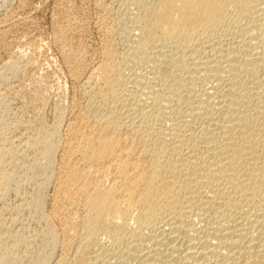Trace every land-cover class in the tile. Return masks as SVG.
<instances>
[{
    "label": "bare ground",
    "instance_id": "bare-ground-1",
    "mask_svg": "<svg viewBox=\"0 0 264 264\" xmlns=\"http://www.w3.org/2000/svg\"><path fill=\"white\" fill-rule=\"evenodd\" d=\"M69 2L54 4L50 18L72 82L58 110L64 128L57 138L37 124V138L21 143L40 161L19 185L45 175L26 200L44 220L48 248L41 240L32 264H264V0H95L103 37L91 60L78 47L83 15ZM116 4L130 11L121 12L126 32L111 13ZM16 16L0 21L1 42ZM5 127L0 155L16 152L4 144ZM15 165L0 168L7 182ZM1 234L0 264H9L25 236L9 244Z\"/></svg>",
    "mask_w": 264,
    "mask_h": 264
},
{
    "label": "rangeland",
    "instance_id": "rangeland-1",
    "mask_svg": "<svg viewBox=\"0 0 264 264\" xmlns=\"http://www.w3.org/2000/svg\"><path fill=\"white\" fill-rule=\"evenodd\" d=\"M37 1V2H36ZM61 0H0V21L2 22H5L6 19H4V17L7 18V20L10 18V16H13V18H15V13L17 14V16L20 18H18L16 16V19H19L17 22H15L16 24H13V26H8V28H4L5 29V33H4V36L3 38H1V40H4V44L3 42L0 43V66H2L3 64L6 63V61L8 62L9 60H15L16 61V64H15V69L8 65L9 67L7 66H2L5 68H1L0 67V83L4 84H0V89L1 91L0 92H4L3 95L0 94V128L3 127V126H6L5 128H3L5 131H2V133L6 132L5 134L3 133L2 138H4V140H6L4 142V144H6L7 146L11 145L12 148H16V151L15 153H9L8 151V154L5 152H3L1 155L4 156L2 157L1 155V160L3 162H1L0 160V168L2 169H5V168H10L12 166H14L16 163L17 165L19 166L18 170L16 169V173L14 172L13 175L11 177H13V179L11 178V180L9 182H7L2 174L0 173V218H1V221H0V233H3L1 234V236L5 237L7 235H10L12 232L14 234L17 235V231H20V233L17 235V236H25V237H21V242L18 244V247L19 249H16L17 251L15 252L16 254V259H17V256H18V253H21L22 255H19V257H23L25 256V254L27 253V255H29L30 253H32L31 251H33V254L34 255H29V258H32L29 263L32 264L33 263V258L36 257V254L38 251L36 250H40L41 248V251H45V247L47 246V239L45 236H44V230H45V224H43L44 220L40 221L42 218L39 216V214L37 213V216H34V214H36V212L33 214L32 211L34 212L33 208H29L27 207L28 206V202H29V199L30 198V191H31V194L35 192V187H36V183L39 184V182L42 181L43 179V175L44 173L42 172H38L36 173V176L34 175V179L32 180V182L29 184L27 182H25L23 180V182H21V186L19 185L20 181H22L23 177L25 176L24 174H28V172H30L28 169H30V167L34 164V163H37V161H35V159H37L39 157L36 156L37 155V152L33 149L32 146H28L29 149H26L25 148V145L23 144H26L25 141H22L25 137H27L28 139H31L33 136L35 135H38L36 131L39 130L37 124L40 125V128L41 129H44L49 127L50 130L51 129H54L55 128V131L58 130L59 133H57L56 131V136L59 135L60 136V132H62L63 130V125H64V121H65V118H64V114L65 113H62L63 115H59V109L62 110V107H64V105L68 103V100L69 99V96H70V93H71V79L69 77V75H66L68 74V72L66 71V64L64 62V60H62L61 58L62 57H59L60 54L57 53L58 51H56L57 49L54 48L55 46H53L54 44H52L53 42H51L52 40V20L50 19L55 12V5H58V3L60 2ZM73 4H70L71 2H69L70 5H73V7L77 10H79V16L78 18L81 17V22L85 23V28L83 29V32H81V34L85 37H83L82 35H80L79 38L80 39V42L83 41V42H79L80 45L78 46L81 51H82V54H84L83 51H85V56L87 55V58L89 60L92 59V57L95 58L94 55H92L93 53L94 54H97V52L99 51L100 49V45L99 43L101 44V42H98L99 40L101 41V39H99L100 37H103L102 35H99V32L97 29H101V20L104 13H102L101 11L98 12L99 9L95 8L94 6V2L95 0H70ZM81 1V3H80ZM83 1V2H82ZM26 3L25 5H23L22 3ZM58 2V3H57ZM22 5H21V4ZM78 3V4H77ZM20 4V5H19ZM35 4V5H34ZM52 4V5H51ZM55 4V5H54ZM84 4V5H83ZM83 5V6H82ZM92 5V6H91ZM120 5V6H119ZM116 4L114 5L112 8H111V12L112 15L115 16V18H118L119 17V20L116 19V22L119 21L120 23L117 22L118 24V27L123 29L125 32L128 28V23H126L127 19H128V16L130 14V11L128 12L127 10H125V6L122 4L123 9L121 7V4ZM17 6V7H16ZM20 6V9H24L23 12L24 13H21L22 15L25 14V15H21L20 12H22V10L19 9ZM24 6V7H22ZM37 6V7H36ZM44 6V7H43ZM94 6V7H93ZM88 7V8H87ZM119 7V8H118ZM52 8V10H51ZM85 9V10H84ZM89 9V10H88ZM116 10V11H115ZM125 10V11H123ZM31 11V12H30ZM40 11V12H39ZM50 11V12H49ZM82 12V14H81ZM93 12V13H92ZM99 13V17L97 16V14ZM124 14H122V13ZM14 13V14H13ZM88 13V14H87ZM90 13V14H89ZM11 14V15H9ZM28 16H27V15ZM103 14V15H102ZM125 16L127 19L126 20H123V18L125 19ZM15 15V16H14ZM89 15V16H88ZM92 15V16H90ZM119 15V16H118ZM25 16V18H24ZM98 19H97V17ZM101 16V17H100ZM86 19H85V18ZM122 17V18H121ZM3 18V19H2ZM23 18V19H22ZM27 18H30V21L29 24L28 23V20ZM36 20H35V19ZM94 18V19H93ZM96 18V19H95ZM11 19V18H10ZM49 19V21H48ZM85 19V20H84ZM121 19V20H120ZM4 20V21H3ZM6 20V21H7ZM88 20V21H87ZM94 20H97L96 22ZM27 23H25V22ZM86 21V22H84ZM33 22V23H32ZM98 22V23H97ZM21 23V24H20ZM23 23V24H22ZM31 23V24H30ZM39 23V24H38ZM124 23V24H123ZM96 24V26L94 25ZM100 24V27L97 26ZM122 24V25H121ZM127 24V25H125ZM17 26L16 29H17V32L16 29L14 28V26ZM27 25V26H26ZM88 25V26H87ZM123 26V28H122ZM125 26V27H124ZM11 27V28H9ZM13 27V28H12ZM22 27V28H20ZM29 27V28H28ZM38 27V28H37ZM51 27V28H50ZM98 27V28H97ZM95 28V29H94ZM9 29V30H8ZM13 29V30H12ZM21 29V30H20ZM126 29V30H125ZM8 32H7V31ZM12 30V31H11ZM84 30H87L86 32ZM9 31H10V34H9ZM14 31V32H13ZM24 31V32H23ZM35 31V32H34ZM97 31V32H95ZM101 31V30H100ZM20 32V33H19ZM91 32V33H90ZM124 32V33H125ZM9 35L7 36L6 35ZM25 33V34H24ZM95 33V34H94ZM48 34V35H47ZM50 34V35H49ZM52 34V35H51ZM94 34V35H93ZM97 34V36H96ZM102 34V33H101ZM34 35V36H33ZM88 35V36H87ZM7 36V37H5ZM11 36V37H10ZM40 38H39V37ZM11 38V39H10ZM79 38L78 41H79ZM85 38V39H84ZM88 39V40H86ZM91 39V40H90ZM103 39V38H102ZM6 40V41H5ZM26 40V41H24ZM29 40V41H27ZM41 40V41H40ZM44 40V41H43ZM96 40V41H95ZM10 41V42H9ZM23 41V42H22ZM7 42V43H5ZM27 42V43H26ZM31 42V43H29ZM98 42V44H97ZM12 43V44H11ZM7 44V45H6ZM16 44V45H15ZM27 44V45H25ZM36 44V45H35ZM81 44L82 45H86V46H82L81 48ZM96 44V45H95ZM4 45V46H3ZM5 45L7 47H5ZM13 45V46H12ZM25 45V46H24ZM32 46H39L36 48V50H34V48L31 47ZM90 45V47H89ZM98 45V47H97ZM16 46V47H15ZM24 46V47H23ZM4 47V49H3ZM21 48V49H20ZM27 48V49H26ZM88 51V54H87V51ZM98 48V49H97ZM84 49V50H83ZM95 49L96 52H95ZM25 50V51H24ZM20 51V52H19ZM49 51V52H48ZM92 51V54H89L91 53ZM7 52H10L7 54ZM21 56H19V54ZM17 54V55H16ZM37 54V55H36ZM5 55V56H4ZM9 55V56H8ZM43 55V56H42ZM92 55V57L90 56ZM53 56V57H52ZM90 56V57H89ZM4 57V58H3ZM33 57V58H32ZM51 57V58H50ZM57 57V58H56ZM6 58V59H5ZM11 58V59H10ZM13 58V59H12ZM27 58V59H26ZM37 58V59H36ZM86 58V60L88 61V59ZM91 58V59H90ZM49 59V60H48ZM26 60H28L27 62L31 61L33 62V68L31 67L30 70L26 68V71H25V65L27 64ZM57 60V61H56ZM63 61V62H62ZM3 62V63H2ZM37 62V63H36ZM46 62V63H44ZM56 62V63H55ZM48 63V64H47ZM24 64V66H23ZM47 64V65H46ZM55 64V65H54ZM65 67H64V65ZM39 66V67H38ZM145 66V65H144ZM13 69H12V68ZM22 67V68H21ZM46 67V68H45ZM49 67V68H48ZM58 67V68H57ZM20 68V69H19ZM148 67L146 66V68H142L144 70L143 73L144 74H147V76H151V74H149L148 70L147 69ZM13 71H12V70ZM37 69V70H36ZM9 70V71H8ZM53 70V71H52ZM61 70V71H60ZM5 71V72H4ZM23 71V72H22ZM44 71V72H43ZM147 71V73H146ZM7 72V73H6ZM19 73L17 75V73ZM25 72V73H24ZM48 72V73H47ZM27 73V74H26ZM38 73V74H37ZM44 73V74H42ZM50 73V74H49ZM55 74V75H54ZM13 75V76H12ZM16 77H15V76ZM26 75V76H25ZM32 75V76H31ZM48 75V76H47ZM20 76V77H19ZM25 76V77H24ZM30 76V77H29ZM47 76V77H46ZM51 76V77H50ZM148 76V77H149ZM40 77V78H39ZM42 77V79H41ZM53 77V78H52ZM65 77V78H64ZM7 78V79H5ZM36 78V79H35ZM38 78V79H37ZM48 78V79H47ZM5 79V80H4ZM11 79V81H10ZM19 79V80H18ZM21 79V80H20ZM64 79V81H63ZM70 79V80H69ZM26 80V81H25ZM45 80V82H44ZM51 80V81H50ZM8 81V82H7ZM57 81V82H56ZM13 82V83H12ZM25 82V83H24ZM49 82V83H48ZM66 82V83H65ZM16 83V84H14ZM56 83V84H55ZM69 83V84H68ZM19 84V85H18ZM29 84V85H28ZM42 84V85H41ZM47 84V85H46ZM18 85V87H17ZM23 85V86H22ZM38 85V86H37ZM51 85V86H50ZM65 85V86H64ZM15 86V87H14ZM28 86V87H27ZM57 86V87H56ZM62 86V87H61ZM48 87V88H47ZM71 87V88H70ZM5 90H4V89ZM50 88V89H49ZM56 88V89H55ZM60 88V89H59ZM10 89H13V90H10ZM15 89V91H14ZM35 89V90H34ZM47 91H45V90ZM49 89V90H48ZM59 89V90H58ZM63 89V91H62ZM66 89V90H65ZM10 90V91H9ZM21 90V91H20ZM32 90V91H31ZM14 91V93H13ZM28 91V92H27ZM31 91V92H30ZM34 91V92H33ZM36 91V92H35ZM49 91V92H48ZM55 92V93H54ZM5 93H6V96H5ZM12 93V94H11ZM27 93V94H26ZM43 93V94H42ZM61 93V94H60ZM19 94V95H18ZM56 94V95H55ZM13 95V96H12ZM22 95V96H21ZM34 95V96H33ZM43 95V96H42ZM45 95V96H44ZM58 95V96H57ZM64 95V96H63ZM41 96V98H39ZM49 96V97H48ZM24 97V98H23ZM28 97V98H27ZM35 97V98H34ZM38 97V98H37ZM55 99H54V98ZM6 98V99H5ZM14 100H12V99ZM20 98V99H18ZM32 98V99H31ZM44 98V99H43ZM48 98V99H47ZM54 100H53V99ZM68 98V99H66ZM30 99V100H29ZM37 99V100H36ZM39 99V100H38ZM59 99V100H58ZM66 99V100H65ZM12 100V101H10ZM29 100V101H28ZM53 100V102H52ZM56 100V102H55ZM40 101V102H39ZM48 101V102H47ZM59 101V103H58ZM65 101V102H64ZM25 102V103H24ZM29 102V103H28ZM43 102V103H42ZM50 102V103H49ZM64 104H62V103ZM23 103V104H22ZM34 103V104H33ZM49 103V104H48ZM12 104V105H11ZM16 104V105H15ZM27 104V105H26ZM51 104V105H50ZM16 106V107H15ZM22 106V107H21ZM39 106V107H38ZM57 106V108L55 107ZM60 106V107H58ZM62 106V107H61ZM34 107V108H33ZM36 107V108H35ZM38 107V108H37ZM14 108V109H13ZM18 108V110H17ZM22 108V109H21ZM27 108V109H26ZM33 108V109H32ZM14 110V112H13ZM53 110V111H52ZM26 111V112H25ZM31 111V112H30ZM18 112V114H17ZM23 113V114H21ZM44 113V115H42ZM19 115V116H18ZM29 115L31 117H29ZM53 115V116H52ZM26 116V117H25ZM41 116V117H39ZM45 116V117H44ZM10 117V118H9ZM17 118V119H16ZM25 120H24V119ZM57 118V119H56ZM12 119V120H11ZM36 120V121H34ZM41 120V121H40ZM58 120V121H57ZM62 120V121H61ZM64 120V121H63ZM16 121V122H15ZM19 121V122H18ZM23 121V122H22ZM39 121V122H38ZM15 122V123H14ZM35 124H34V123ZM51 122V123H50ZM13 123V124H12ZM22 123V124H21ZM24 123V124H23ZM26 123V124H25ZM28 123H31V124H28ZM58 123V124H57ZM43 124V125H42ZM51 124V125H50ZM57 124V125H56ZM10 125V126H9ZM12 125V126H11ZM23 125V126H22ZM31 127H29V126ZM34 125V126H33ZM37 127H36V126ZM18 128H17V127ZM42 126H44L42 128ZM14 127V128H13ZM20 127V128H19ZM34 127V128H33ZM54 127V128H53ZM58 127V128H56ZM62 127V128H61ZM29 128V129H28ZM31 128V129H30ZM48 128V131H50ZM12 129V130H11ZM25 129V131H24ZM38 129V130H36ZM17 130V131H16ZM32 130V131H31ZM36 130V131H35ZM43 130V131H44ZM45 130V131H46ZM14 131V132H13ZM9 132V133H8ZM22 132V134H21ZM30 132V133H29ZM36 132V134H35ZM20 135H19V134ZM10 134V135H9ZM15 134V135H14ZM29 134V135H28ZM7 135V136H6ZM27 135V136H26ZM10 136V137H9ZM16 136V137H15ZM24 136V137H23ZM57 136V138L59 137ZM6 137V139H5ZM21 139H19V138ZM8 138V139H7ZM10 138V139H9ZM18 138V140H17ZM34 138V137H33ZM32 140H34L35 138H37L35 136V138ZM26 140V139H25ZM9 141V142H8ZM13 141V142H12ZM17 142H20V143H17ZM15 143V144H14ZM17 143V144H16ZM23 143V144H21ZM14 144V146H13ZM5 145V146H6ZM18 146H21V147H17ZM24 147V148H23ZM14 148V149H15ZM32 148V149H30ZM24 151H23V150ZM20 150V151H19ZM33 150V151H32ZM21 153H19V152ZM34 152V153H33ZM25 153V154H24ZM29 153V154H28ZM13 154V155H12ZM15 154V155H14ZM33 154H36L35 156ZM11 156V157H10ZM10 157V158H9ZM16 157V158H15ZM12 159V160H11ZM21 159V160H20ZM23 159V160H22ZM34 159V160H33ZM8 160V161H7ZM16 160V161H15ZM5 161V162H4ZM34 161V162H33ZM38 161H40V158H38ZM16 162V163H15ZM30 162V164H29ZM7 163V164H5ZM15 163V164H14ZM30 165H28V164ZM33 163V164H31ZM3 164V165H2ZM5 164V165H4ZM13 164V165H12ZM29 166H27V165ZM15 165V167L17 166ZM22 165V166H20ZM3 166V167H2ZM5 167V168H4ZM25 167V168H23ZM17 168V167H16ZM21 169V170H20ZM1 170V169H0ZM27 170V171H26ZM31 170V169H30ZM18 171V172H17ZM26 171V172H25ZM17 174V175H16ZM43 174V175H42ZM40 175V177H39ZM18 176V177H17ZM45 176V175H44ZM39 177V178H38ZM20 180V181H19ZM19 182V183H18ZM18 184V185H16ZM37 184V186H38ZM17 187V188H16ZM21 187V188H20ZM34 187V188H33ZM25 188V189H24ZM32 188V189H31ZM37 188V187H36ZM25 191H26V194L28 192V194L26 195L25 194ZM34 191V192H33ZM45 198L47 196V194H50V191H51V188L50 187H46L45 188ZM22 192V193H21ZM48 192V193H47ZM18 193V194H17ZM20 194L24 195V196H21ZM28 196V198H27ZM21 197V198H20ZM25 200H24V198ZM16 199V200H15ZM24 200V201H21V200ZM15 201V202H13ZM20 201V202H19ZM12 203V205H11ZM20 203V204H19ZM22 203V204H21ZM26 203V204H25ZM19 204V205H18ZM24 205V207H22ZM4 206V207H3ZM3 207V208H2ZM8 207V208H7ZM10 207V208H9ZM15 209H14V208ZM19 208V209H17ZM23 208V209H22ZM27 208V209H26ZM6 209V210H5ZM14 210V212L11 211ZM22 209V210H21ZM45 213H47V205L45 206ZM2 211V212H1ZM5 211V212H4ZM19 213H18V212ZM11 212V214H10ZM16 214L14 216V214ZM18 213V214H17ZM13 214V216H12ZM11 217V218H10ZM16 219H14V218ZM18 217V218H17ZM40 217V218H39ZM13 218V219H12ZM18 219V220H17ZM38 220V221H37ZM16 221V222H15ZM13 222V223H12ZM5 223V224H4ZM10 223V224H9ZM9 224V226H8ZM4 225V226H3ZM44 226V227H43ZM12 227V228H11ZM41 229H44L43 230V235H42V230ZM37 230V231H36ZM39 231V232H38ZM8 232V233H7ZM23 232V233H21ZM41 232V233H40ZM10 233V234H9ZM12 233V235L8 236L7 238V242L9 244L13 243L11 241L14 240V243L18 241V239L20 238H17L16 235L14 236V234ZM34 233V234H33ZM36 233V234H35ZM38 235V236H36ZM43 236V238H41V236ZM12 236V237H11ZM16 238H14V237ZM32 236V238H31ZM35 236L38 238L36 239ZM12 239H11V238ZM1 238V237H0ZM11 240H10V239ZM14 238V239H13ZM29 239L27 241V239ZM4 239V238H3ZM6 239V237H5ZM5 239H4V242H5ZM35 239V240H34ZM23 240V241H22ZM27 242H25V241ZM33 240V242H32ZM44 242V244L41 242ZM0 241L3 242L2 238L0 239ZM39 241V242H37ZM0 242V243H2ZM3 242V243H4ZM6 242V243H7ZM30 242V243H29ZM41 242V243H40ZM13 243V244H14ZM26 243V244H25ZM35 243V244H33ZM42 244L43 246L41 245H38V244ZM2 244H0V247H1ZM20 245V246H19ZM22 245V246H21ZM25 245V246H23ZM41 246V247H38V246ZM28 246V247H27ZM31 246V247H30ZM26 248V249H25ZM30 248V249H29ZM32 248V249H31ZM39 248V249H37ZM47 248V247H46ZM36 249V250H35ZM27 250V251H26ZM58 253V249L56 248L55 249ZM54 250V251H55ZM35 251V252H34ZM48 248L46 249L45 253H48ZM53 251V252H54ZM55 251V252H56ZM26 252V253H25ZM29 252V253H28ZM52 252V255L56 256L55 254L57 253H53ZM23 253H25L23 255ZM15 254L13 256V260L11 262H9V264H15V262H19V261H16V259L14 258L15 257ZM32 256V257H31ZM53 256V257H54ZM19 258V259H20ZM15 259V260H14ZM20 263L21 264H26L27 262L25 261L24 263L21 262L20 260ZM18 264V263H17ZM28 264V263H27ZM136 264V263H135Z\"/></svg>",
    "mask_w": 264,
    "mask_h": 264
}]
</instances>
